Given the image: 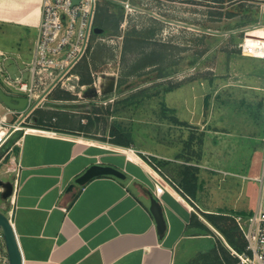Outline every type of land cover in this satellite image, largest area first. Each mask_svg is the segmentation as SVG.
Returning <instances> with one entry per match:
<instances>
[{
	"label": "rangeland",
	"instance_id": "1",
	"mask_svg": "<svg viewBox=\"0 0 264 264\" xmlns=\"http://www.w3.org/2000/svg\"><path fill=\"white\" fill-rule=\"evenodd\" d=\"M126 3L131 4V11L126 10ZM96 15V24L104 30L93 32L77 67L88 74L92 63L98 71L94 82L82 86L69 75L36 109L50 116L55 110L76 116L82 127L88 126V132L78 135L110 144L111 129L121 124L133 138L131 147H122L123 153L134 148L144 152L140 155L147 161H168L162 168L170 178L169 171L176 175L184 164L195 165L199 168V205L212 213L231 207L238 197L237 184L252 182L228 176L232 174L226 171L242 172L237 167L243 168L248 160L253 169L264 164L259 161L264 154V0H100ZM104 19L112 23L105 26ZM245 38L246 50L255 58L243 54ZM9 42L0 35V44ZM20 46L24 60H5L14 77L31 60L33 44L27 41ZM25 75L28 80L29 73ZM63 91L71 93L73 100L54 102L53 94ZM127 99L141 103L122 110ZM1 102L8 132L6 123L22 117L25 110ZM164 104L174 112L163 115ZM12 110L20 113H9ZM35 110L23 120L24 127L35 123ZM172 116L182 124H175ZM90 117L93 125H89ZM10 146L11 140L0 148V159ZM3 165L10 177L2 181L7 192L1 190L2 185L0 192L10 195L13 158ZM254 173L255 169L250 171ZM246 198L254 206L259 193L251 191ZM0 241L4 242L1 230Z\"/></svg>",
	"mask_w": 264,
	"mask_h": 264
},
{
	"label": "crops",
	"instance_id": "2",
	"mask_svg": "<svg viewBox=\"0 0 264 264\" xmlns=\"http://www.w3.org/2000/svg\"><path fill=\"white\" fill-rule=\"evenodd\" d=\"M42 4L43 0H0V35L10 39L8 44H0L3 55L0 61L13 57L17 62L26 58L20 44L28 41L34 47ZM103 21L105 26L112 23L109 19ZM113 25L118 28V24ZM95 26L100 28L96 20ZM78 65L72 76L82 86H90L98 71L91 63L86 74L77 69ZM53 100L68 101L54 97ZM4 107L0 101L2 137L8 133L4 129ZM55 112L50 116V112L42 111V122L35 114V123L28 127L23 126L22 117L6 123L12 133L2 146L9 140L11 146L0 159V186L7 192L2 181L10 177L9 171L1 163L13 158L14 189L8 197L0 192L3 196L0 211L11 218L23 264H193L198 254L212 249L220 233L204 218V213L212 212L199 205V194L195 197L185 194L162 174L158 179L165 190L156 195L154 180L149 175L151 167L129 161L122 152L123 146L78 135L83 130L81 120L62 110ZM262 149L264 153V145ZM262 160L264 163V154L259 159ZM247 162L243 168L237 167L242 172L232 169L226 174L252 183L237 184L239 198L231 207L224 206L220 211L247 217L264 207V164L261 168L258 164L255 173L250 174L254 166ZM93 165L116 167L126 173L127 179L101 175L84 185L75 184ZM256 190L257 203L249 206L246 196ZM151 197L160 202L164 211L166 225L161 230L150 209ZM204 225L213 233L204 230ZM0 244V264H9L4 242Z\"/></svg>",
	"mask_w": 264,
	"mask_h": 264
},
{
	"label": "built area",
	"instance_id": "3",
	"mask_svg": "<svg viewBox=\"0 0 264 264\" xmlns=\"http://www.w3.org/2000/svg\"><path fill=\"white\" fill-rule=\"evenodd\" d=\"M74 1L43 0L38 36L27 68L20 70V75L14 77L5 67L6 59L0 61V81L7 93L24 94L30 104L39 101L38 107L52 89L70 79L69 75L72 76V71L84 58L90 46L100 0ZM125 8L127 11L132 10L129 3L125 4ZM245 41L246 38L242 43L243 54L255 58L254 53L246 50ZM25 72L29 73L28 80ZM128 151L138 155L145 165L151 167L149 175L154 180L155 194L161 195L165 186L158 179L162 175L160 169L153 163L150 165V158L147 161L140 155L145 153L134 148H126L124 152L129 161L134 160L129 158ZM162 179L167 181V177ZM234 218L247 241L246 251H233L239 259L237 264H264V207H259L247 219L242 216Z\"/></svg>",
	"mask_w": 264,
	"mask_h": 264
},
{
	"label": "trees",
	"instance_id": "4",
	"mask_svg": "<svg viewBox=\"0 0 264 264\" xmlns=\"http://www.w3.org/2000/svg\"><path fill=\"white\" fill-rule=\"evenodd\" d=\"M54 98L62 99V100H73V96L71 93L67 91H63L62 94H53ZM141 103V100H124L122 102V110L125 108H129L133 105H138ZM120 103H118L119 105ZM99 110V109H98ZM114 112H119V109H114ZM168 111L172 114L174 109H169L165 104L163 105L162 114L167 116ZM42 110H36L35 114L39 115V121L42 122V118L40 113ZM99 113V112H96ZM172 121L175 124H182L179 119L175 116L171 117ZM94 120L90 117L89 125H93ZM120 125V126H119ZM116 125L111 129V135L114 137L112 143L123 146V147H131L133 145L132 133L129 129L124 126L121 127V124ZM82 131L88 132V126H83ZM156 162L151 159V162L156 166V168L160 169L162 174L170 176L163 171L162 166H166L170 164L168 161H161L154 158ZM173 177L170 178L172 182L183 192L191 197H195L199 190V179L198 172L199 168L195 165L184 164L182 168L177 171L176 175L172 171H169ZM234 213L222 212L218 213H204V218L210 223L223 237V239L218 238L216 244L206 253H200L194 258L193 264H237L238 257L233 254V251L237 253H242L246 251L247 241L239 228L237 222L234 218ZM204 230L213 233V230L209 228V226L204 225Z\"/></svg>",
	"mask_w": 264,
	"mask_h": 264
},
{
	"label": "water",
	"instance_id": "5",
	"mask_svg": "<svg viewBox=\"0 0 264 264\" xmlns=\"http://www.w3.org/2000/svg\"><path fill=\"white\" fill-rule=\"evenodd\" d=\"M75 3L78 0L74 1ZM94 33H101L103 32L100 28H94ZM51 89V88H50ZM112 90V89H111ZM0 100L3 101L8 107L16 110H25V113L22 115V119L27 117L28 115L33 112L39 101L30 104L27 97H18L7 93L1 86H0ZM12 133L8 131L7 135L2 137L0 135V146L6 141V139ZM101 175H113L119 179L126 180L127 175L120 169H117L113 166H105V165H93L91 166L83 175H81L75 182L78 185H84L92 178ZM74 185H72L73 187ZM8 197V194L4 195ZM151 211L157 221L159 230L165 228V217L162 205L156 199L151 197ZM0 230L2 231L4 245L6 248V252L8 255L9 264H23V257L22 253L18 244V240L16 237V233L13 227L12 222L10 221L9 217L0 211Z\"/></svg>",
	"mask_w": 264,
	"mask_h": 264
},
{
	"label": "bare ground",
	"instance_id": "6",
	"mask_svg": "<svg viewBox=\"0 0 264 264\" xmlns=\"http://www.w3.org/2000/svg\"><path fill=\"white\" fill-rule=\"evenodd\" d=\"M129 152V158L136 161V162H139V163H143V160L138 156L136 155L135 153H133L132 151H128Z\"/></svg>",
	"mask_w": 264,
	"mask_h": 264
}]
</instances>
